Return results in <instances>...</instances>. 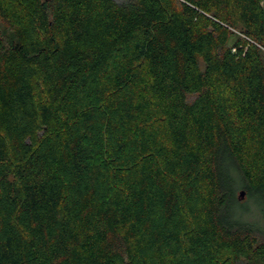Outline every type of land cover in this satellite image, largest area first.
Here are the masks:
<instances>
[{
	"label": "trees",
	"instance_id": "trees-1",
	"mask_svg": "<svg viewBox=\"0 0 264 264\" xmlns=\"http://www.w3.org/2000/svg\"><path fill=\"white\" fill-rule=\"evenodd\" d=\"M0 23V264H264V0Z\"/></svg>",
	"mask_w": 264,
	"mask_h": 264
},
{
	"label": "rangeland",
	"instance_id": "rangeland-1",
	"mask_svg": "<svg viewBox=\"0 0 264 264\" xmlns=\"http://www.w3.org/2000/svg\"><path fill=\"white\" fill-rule=\"evenodd\" d=\"M116 2H123L124 0H115ZM0 36L5 40L8 41L11 37H10V32L9 30H7V28L0 23ZM262 52H263V60H264V48H261ZM239 202H243V204L247 205V220L250 223H253L254 225H260V219H259V214L258 211L256 209V207L254 206V204L250 203L249 201H247L246 199L244 200H240ZM246 217V216H245ZM257 226V227H258Z\"/></svg>",
	"mask_w": 264,
	"mask_h": 264
},
{
	"label": "water",
	"instance_id": "water-1",
	"mask_svg": "<svg viewBox=\"0 0 264 264\" xmlns=\"http://www.w3.org/2000/svg\"><path fill=\"white\" fill-rule=\"evenodd\" d=\"M239 197H240V199H243L244 198V193L243 192H240L239 193Z\"/></svg>",
	"mask_w": 264,
	"mask_h": 264
}]
</instances>
